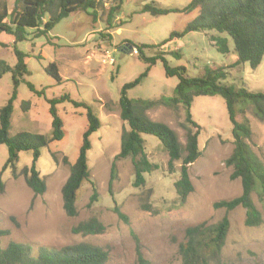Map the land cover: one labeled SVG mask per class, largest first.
<instances>
[{"label":"rangeland","instance_id":"374dc122","mask_svg":"<svg viewBox=\"0 0 264 264\" xmlns=\"http://www.w3.org/2000/svg\"><path fill=\"white\" fill-rule=\"evenodd\" d=\"M5 1L11 8L13 0ZM100 1L102 4L95 10V16L77 10L56 23L46 36L28 35V39L17 43V48L27 54L25 62L29 73L17 87L8 130L11 136L19 131L51 136L49 103L30 91L26 80L37 89L44 88L47 98L67 93L74 100H84L91 105L100 125L89 135L90 148L86 156L90 175L76 192L77 214L67 216L62 207L61 187L77 157L87 119L83 107H74L68 101L56 104L64 136L42 147L35 162L44 177L45 191L34 195L23 175L13 177L9 169L0 175L3 183L0 227L9 231L0 237L1 245L9 241L23 242L36 252L40 246L60 248L85 242L106 249L107 264H182L178 247L184 241L186 227L201 222L212 224L227 216L230 227L219 257L220 264H264V213L259 226L248 227L244 225L243 208L225 211L213 207L215 201L230 199L241 191L239 179H230L231 168L224 164L233 142L231 123L221 96L200 95L191 102L192 119L201 126L200 155L188 166L192 191L182 205L177 203L173 187L179 174V161H174V171L170 172L168 155L153 135L141 134L148 159L159 166L144 173V185L132 186L130 158L115 162L116 176L110 182L111 164L120 147V133L123 128L128 129L119 116V90L146 67L133 48H123L125 40L134 44H159L170 32L182 31L197 15V10L151 16L140 11L146 3L181 9L189 0H122L118 10L111 13L110 7L116 1ZM212 35L226 36L215 30L189 31L161 47L146 48L144 52L148 56L165 52L168 64L184 67L189 76H200L206 66H223L226 71L223 82L251 91L262 90L264 57L256 68H251L247 62H236L232 40L226 36L229 51L221 53L213 44ZM0 39L6 42L5 46L0 45V58L12 66L16 61L12 39L6 34H0ZM171 51H177L178 56ZM49 62L56 63L62 78L60 83L44 71ZM176 83L177 77L166 76L161 61L157 60L138 84L126 90V95L130 99L167 98L173 95ZM11 90V74L5 72L0 77V107ZM24 101L28 102L25 110L21 107ZM146 113L152 120L170 126L180 143H185L182 125L189 123L182 106L170 108L159 104ZM244 115L251 127L247 143L264 166V119L254 113L250 103L244 104ZM6 154V146L0 144V168ZM31 163L30 151L18 153L17 169ZM93 187L96 199L91 202ZM252 198L261 210L258 196L253 193ZM114 205L125 215L126 221L112 210ZM91 216L103 224L101 233L73 232V227Z\"/></svg>","mask_w":264,"mask_h":264},{"label":"trees","instance_id":"16d2710c","mask_svg":"<svg viewBox=\"0 0 264 264\" xmlns=\"http://www.w3.org/2000/svg\"><path fill=\"white\" fill-rule=\"evenodd\" d=\"M115 1L116 3L110 7L111 13L116 12L122 3V0ZM101 4L100 0H13L10 8L5 0H0V34L11 37L13 52L16 56V61L12 66L0 58V77L3 73L10 72L12 81L11 94L0 107V144H4L7 151L5 161L0 168V175L6 169H9L13 177L23 175L26 185L33 194H42L46 189V183L36 168L35 162L42 147L47 146L50 141L62 139L65 133L62 121L57 114L56 104L68 101L74 107H83L86 110L87 125L82 134L77 157L70 166V172L61 187L62 207L67 216L77 214L76 192L90 175L86 156L90 148L89 135L98 129L100 122L93 113L91 105L84 100H74L67 93L47 98L44 95V88L37 89L33 83L26 80L28 89L37 96H43L49 103L51 136L48 138L41 133L29 131H19L11 136L8 130L17 87L20 81H24V76L29 73L25 62L27 54L17 48V43L28 39V35L33 38L46 36L56 23L77 10L95 16V10ZM193 9L197 10V15L186 23L184 29L170 32L168 37L159 44H134L125 40L126 46L123 48L127 49L131 46L130 50L135 49L138 57L146 63V67L135 79L124 83L119 90V116L127 123L128 129L123 128L120 133V147L113 157L110 182L116 176L115 162L119 159L130 158L133 167L132 186L137 188L144 185V173L151 172L159 166L148 159L141 134L153 135L160 141L163 150L168 155L167 169L170 172L174 171V161H179V174L173 182V187L176 201L182 205L192 191L188 166L200 155L198 135L201 126L192 119L191 102L196 96L219 95L226 106L233 142L232 151L224 159V164L231 168L230 179H239L241 191L230 199L215 201L213 207L222 208L225 211L241 207L244 209V225L259 226L263 222L264 213V166L247 143L251 136V127L244 115V104L250 103L254 113L264 119V88L251 91L242 86L237 87L234 84L223 82L222 80L226 77L223 66H206L200 76H189L184 67H171L164 57L165 52L159 51L148 56L144 51L146 48L161 47L166 42L179 38L189 31L215 30L232 40L236 62H247L251 68H256L264 57V0H189L188 4L181 9L159 7L151 2L144 4L140 11L157 16L168 12ZM107 21L110 22V19L108 18ZM226 36H211L213 44L221 53L229 51ZM0 45L5 46L6 42L0 39ZM170 53L178 56L177 51ZM37 57L41 56L38 54ZM157 60L161 61L166 76L177 77L173 95L158 99L128 98L126 90L138 84ZM43 69L57 83L62 81L55 62H49ZM159 104L170 108L183 107L185 120L189 123V125H182L185 129L183 145L170 126L164 122L152 120L147 115L148 109ZM21 107L23 110L27 109L28 102H22ZM238 115L241 116L239 120ZM20 151H30L32 163L30 166L17 169L16 163ZM2 185L0 177V189ZM253 193L261 202V210L253 202ZM95 199L96 193L93 187L90 201L93 202ZM112 210L126 221L125 215L117 205H114ZM229 227L227 216H223L212 224L201 222L186 227L184 241L178 247L182 264H220L219 257ZM72 230L74 233L87 235L101 233L104 226L96 217L91 216L79 222ZM8 233V229L0 227V237ZM107 259L106 249L85 242L60 248L40 246L36 252L28 243L9 241L5 246L0 243V264H107Z\"/></svg>","mask_w":264,"mask_h":264},{"label":"built area","instance_id":"2783aa9c","mask_svg":"<svg viewBox=\"0 0 264 264\" xmlns=\"http://www.w3.org/2000/svg\"><path fill=\"white\" fill-rule=\"evenodd\" d=\"M133 50L136 52V50H135V49H133ZM110 61H113V60H112V58H110Z\"/></svg>","mask_w":264,"mask_h":264},{"label":"water","instance_id":"95a60500","mask_svg":"<svg viewBox=\"0 0 264 264\" xmlns=\"http://www.w3.org/2000/svg\"><path fill=\"white\" fill-rule=\"evenodd\" d=\"M128 48L131 49V46H129Z\"/></svg>","mask_w":264,"mask_h":264}]
</instances>
